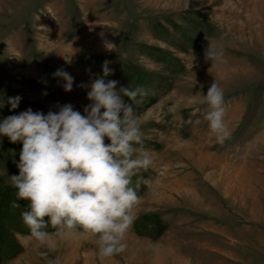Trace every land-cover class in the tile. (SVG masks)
Returning a JSON list of instances; mask_svg holds the SVG:
<instances>
[{"label":"rangeland","instance_id":"rangeland-1","mask_svg":"<svg viewBox=\"0 0 264 264\" xmlns=\"http://www.w3.org/2000/svg\"><path fill=\"white\" fill-rule=\"evenodd\" d=\"M209 46L222 58L207 59ZM105 61L106 80L148 92L134 107L154 164L126 251L101 260L89 236L53 235L44 258L14 230L20 250L0 264H264V0H0V120L64 104L83 114ZM213 81L223 145L205 119ZM21 148L0 136V181L19 174Z\"/></svg>","mask_w":264,"mask_h":264},{"label":"clouds","instance_id":"clouds-1","mask_svg":"<svg viewBox=\"0 0 264 264\" xmlns=\"http://www.w3.org/2000/svg\"><path fill=\"white\" fill-rule=\"evenodd\" d=\"M206 58L217 61L222 52L209 46ZM109 63L102 64L103 76L88 85L90 103L83 114L64 104L46 115L29 108L0 120V136L22 144L19 174L9 176V183L16 189V200L27 201L21 218L40 257L47 258L56 249L53 235L89 236L96 240L101 260L127 249L126 239L141 204L142 173L154 164L134 107L148 92L141 86L118 88L117 80H106L114 73ZM54 75L65 81L64 91H72L74 78L69 73L58 69ZM20 99L9 98L12 109ZM205 102L209 131L223 145L232 134L225 123L223 90L215 81ZM11 206L19 208L15 201Z\"/></svg>","mask_w":264,"mask_h":264},{"label":"trees","instance_id":"trees-1","mask_svg":"<svg viewBox=\"0 0 264 264\" xmlns=\"http://www.w3.org/2000/svg\"><path fill=\"white\" fill-rule=\"evenodd\" d=\"M14 201L19 204V208L11 206ZM27 208V201L16 200V189L10 185L9 180L0 181V262L12 258L20 250L13 231L29 233L21 218V212ZM151 218L153 222L150 223H160L154 215ZM141 223L144 224L142 220ZM135 224L138 226V221ZM156 234L160 232L157 231Z\"/></svg>","mask_w":264,"mask_h":264}]
</instances>
